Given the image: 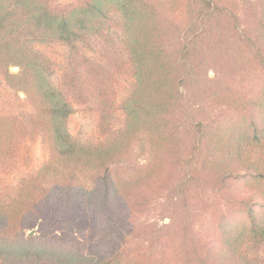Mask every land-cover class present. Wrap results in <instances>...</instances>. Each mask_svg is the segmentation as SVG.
Here are the masks:
<instances>
[{"label":"trees","instance_id":"trees-1","mask_svg":"<svg viewBox=\"0 0 264 264\" xmlns=\"http://www.w3.org/2000/svg\"><path fill=\"white\" fill-rule=\"evenodd\" d=\"M244 1L249 30L239 0H0V80L29 105L0 103V168L22 163L33 135L47 152L0 178V264H264V0ZM108 30L133 82L119 103L98 89L96 136L80 142L67 121L87 88L75 69L52 85L35 45L76 52ZM206 191L224 205L208 226ZM161 195L170 221L139 222ZM85 229L86 247L57 241Z\"/></svg>","mask_w":264,"mask_h":264},{"label":"rangeland","instance_id":"rangeland-1","mask_svg":"<svg viewBox=\"0 0 264 264\" xmlns=\"http://www.w3.org/2000/svg\"><path fill=\"white\" fill-rule=\"evenodd\" d=\"M73 0H53L55 4L64 5L72 2ZM237 12L239 17L240 26L245 30H249L252 26L251 10L249 9V4L244 0H239ZM109 39L100 35H92L88 38L87 43H79L77 46V51L73 52V49L65 44L58 42L47 43V44H36L35 47L51 62V70L48 74L49 82L58 86L62 80V75L68 70L75 69L79 73L78 83L79 86H84L86 100L81 103H76L74 111L70 114L67 121V130L70 135L77 141L83 142L87 140H92L96 136V115L95 107L97 104V94L98 89H103V94L108 96L110 100L112 99L116 103H119L123 97H125L129 91V88L133 82V79L127 73L126 66H123V60L125 58L123 49L121 46V34L120 32H111L108 30ZM77 54H82L84 57L89 59L92 64H86V62H80V58H76ZM123 66L119 69L118 66ZM12 72H16L18 67L12 66L10 68ZM216 74L213 70L209 69L208 76L214 77ZM92 76L97 79L95 83H90L89 77ZM97 76V77H96ZM100 78V79H98ZM223 78L231 81L232 76L227 73L223 74ZM99 81L102 84H99ZM100 95V94H99ZM25 98L23 93L15 94L12 90L7 88L3 82L0 80V103L3 107L7 109H16L17 104L27 111L29 108L28 102L26 103L23 99ZM222 114H228V110L222 109ZM23 158L22 163L18 162L6 169L0 168V178L10 179L14 181L19 178L21 173L33 172L38 170L43 164L46 157V148L42 143L41 135H33L32 138L26 139L23 147ZM203 198L198 199V204L201 202L205 203V216L203 224L208 226L212 224L214 219L220 212L216 213L220 208H224L222 203L220 193L206 191ZM209 202V205L207 204ZM160 204L162 206H160ZM194 206L193 201L187 200V209L184 210V215L186 219L190 215V208ZM196 206V204H195ZM168 205L164 204V199L162 195L149 209L145 210L142 215L139 216L137 220L144 223H154L156 225H161L163 223H168L170 221L169 217L163 216L161 210L162 208H167ZM225 209H227L225 207ZM212 221V223H211ZM32 231L29 235L28 232ZM207 231V230H206ZM208 232V231H207ZM38 226L26 230L27 236L38 235ZM66 235L65 239L58 238L57 241L67 244L71 242L72 238H76L77 244L83 247L89 245L88 229L83 230L81 233H73ZM206 233V232H205ZM56 236L60 237V233L56 232ZM71 238V239H70ZM73 240V239H72Z\"/></svg>","mask_w":264,"mask_h":264},{"label":"water","instance_id":"water-1","mask_svg":"<svg viewBox=\"0 0 264 264\" xmlns=\"http://www.w3.org/2000/svg\"><path fill=\"white\" fill-rule=\"evenodd\" d=\"M32 231H33V230H31L30 232H28V234L31 235V234H32Z\"/></svg>","mask_w":264,"mask_h":264}]
</instances>
